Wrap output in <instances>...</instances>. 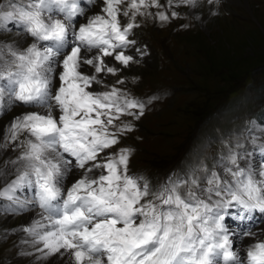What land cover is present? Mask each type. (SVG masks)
Here are the masks:
<instances>
[{
    "label": "snow or ice",
    "instance_id": "obj_1",
    "mask_svg": "<svg viewBox=\"0 0 264 264\" xmlns=\"http://www.w3.org/2000/svg\"><path fill=\"white\" fill-rule=\"evenodd\" d=\"M168 5L194 8L197 0H0V115L33 109L12 118L0 144L20 149L7 161L15 175L0 197L33 193L19 210L39 209L22 231L41 264H264V238L246 223L256 213L264 219L261 136L251 141H260L259 165L252 153L230 151L219 172L205 168L156 191L129 174L131 148L98 159L133 131L117 126L120 117L139 119L145 105L115 86L97 92L93 85L138 63L139 49L130 52L136 17ZM14 30L19 40L2 38ZM74 169L83 171L66 187ZM231 208L239 230L225 223Z\"/></svg>",
    "mask_w": 264,
    "mask_h": 264
},
{
    "label": "rangeland",
    "instance_id": "obj_2",
    "mask_svg": "<svg viewBox=\"0 0 264 264\" xmlns=\"http://www.w3.org/2000/svg\"><path fill=\"white\" fill-rule=\"evenodd\" d=\"M173 10L180 14L168 21L154 15ZM148 11L153 14L136 17L139 27L130 37L136 41L130 52L139 49L138 63L123 68L113 62L121 71L116 76L104 74L103 82L93 85L97 92L119 88L144 103V114L139 119L121 116L117 126L130 124L133 131L98 159L131 148L129 174L142 178L141 183L147 181L153 191L170 181L200 176L205 168L219 172V162L230 151L252 153L253 164L259 165L260 141L256 146L251 141L264 138L260 131L264 128V0L211 4L197 0L194 8L168 5ZM2 38L12 41L20 36L14 30ZM120 79L124 84L117 83ZM32 110L20 105L0 115V144L8 142L4 136L12 118ZM19 152L15 146L0 149V170L6 173L0 176V190L14 178L7 161ZM82 171L74 169L65 186ZM32 195L22 190L17 201L0 197V264H32L37 251L22 229L31 225L32 213L40 218L39 209L19 210V203ZM236 212L229 209L225 223L239 230V222L233 219ZM254 216V222L246 223L257 238H264V219L258 213Z\"/></svg>",
    "mask_w": 264,
    "mask_h": 264
},
{
    "label": "bare ground",
    "instance_id": "obj_3",
    "mask_svg": "<svg viewBox=\"0 0 264 264\" xmlns=\"http://www.w3.org/2000/svg\"><path fill=\"white\" fill-rule=\"evenodd\" d=\"M7 180V179H6ZM31 219L29 223H32V221L39 219L35 214H31ZM40 256V253L36 252L33 256L32 264H41L40 260L37 259Z\"/></svg>",
    "mask_w": 264,
    "mask_h": 264
}]
</instances>
